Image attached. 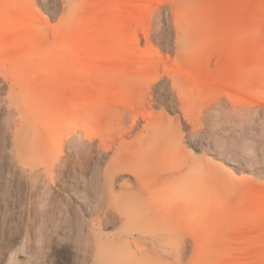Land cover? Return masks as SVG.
Masks as SVG:
<instances>
[{
  "label": "rangeland",
  "instance_id": "374dc122",
  "mask_svg": "<svg viewBox=\"0 0 264 264\" xmlns=\"http://www.w3.org/2000/svg\"><path fill=\"white\" fill-rule=\"evenodd\" d=\"M0 264H264V0H0Z\"/></svg>",
  "mask_w": 264,
  "mask_h": 264
},
{
  "label": "bare ground",
  "instance_id": "6f19581e",
  "mask_svg": "<svg viewBox=\"0 0 264 264\" xmlns=\"http://www.w3.org/2000/svg\"><path fill=\"white\" fill-rule=\"evenodd\" d=\"M61 5V4H60Z\"/></svg>",
  "mask_w": 264,
  "mask_h": 264
}]
</instances>
